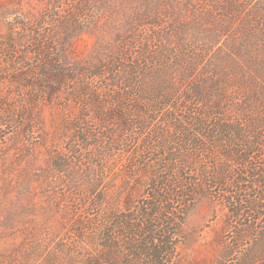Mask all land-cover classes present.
<instances>
[{
    "label": "rangeland",
    "instance_id": "rangeland-1",
    "mask_svg": "<svg viewBox=\"0 0 264 264\" xmlns=\"http://www.w3.org/2000/svg\"><path fill=\"white\" fill-rule=\"evenodd\" d=\"M231 2L248 7L246 0H0V264H89L104 252L102 229L119 212L113 198L120 165H115L117 152L98 155L108 141L107 132L117 126L96 118L99 108L108 109L105 98L114 89L109 87V75H93L94 63L108 61L134 31L148 33L152 27L171 33L176 20L187 25L190 51L195 55V47L196 54L204 52L188 80L202 79L209 71L202 99L181 104L180 114L204 110L207 117L214 116L218 111H210L206 99L216 77L238 79L240 66L245 65L231 52L241 35H227L247 13L240 12L231 25L222 10ZM253 3L264 9V0H250L249 6ZM224 25L230 30L222 36L225 46L219 51L212 43L213 33L217 36ZM171 37L181 40L175 34ZM39 50L45 57L79 66L51 100L40 96L30 72L43 59ZM213 66L221 71L213 73ZM185 87L174 96L181 97ZM223 90L228 96L224 107L237 109L246 89L225 83ZM214 120L210 117L211 123ZM132 132L141 141L144 131ZM126 134L123 131L120 139ZM58 161L61 169L54 165ZM237 171L231 166L222 188H195L198 194L175 240L173 264L216 263L235 226L226 200L240 199ZM145 193L142 184L137 194Z\"/></svg>",
    "mask_w": 264,
    "mask_h": 264
},
{
    "label": "trees",
    "instance_id": "trees-1",
    "mask_svg": "<svg viewBox=\"0 0 264 264\" xmlns=\"http://www.w3.org/2000/svg\"><path fill=\"white\" fill-rule=\"evenodd\" d=\"M249 2L246 0L247 8L239 2L222 8L224 19L231 25L240 12L247 13L227 35H241L238 42L233 41L231 52L245 65L240 66L238 79L220 74L213 82L214 88L206 99L210 111H218L210 116L215 118L213 123L204 110L190 116H185L184 111L180 114L184 108L181 104L202 99L201 87L209 75L205 71L202 79L188 80L204 52L196 54L195 47V55L190 51L187 25L174 20L171 33L152 27L148 33L134 31L109 55L108 61L94 63L93 75H109V87L114 89L105 98L108 109L103 112L99 108L96 118L117 126L115 131L107 132L108 141L98 155L117 152L115 165L120 167L115 175L120 183L113 198L119 212L102 229L104 252L95 255L89 264H173L175 240L181 236L184 216L198 194L195 188H222L234 165L239 170L240 199L227 198L226 203L231 207L235 226L215 264H264V9L261 4L249 6ZM221 28L217 36L213 33L212 42L219 51L225 46L221 38L230 25ZM173 34L181 40L174 42ZM49 45L50 42L47 48ZM42 53L39 50L43 59L30 72L40 96L51 100L79 66ZM213 68V73L221 71L220 67ZM225 83H237L246 89L237 109L224 107L228 98L223 90ZM183 85L186 87L181 97L176 98L174 94ZM135 128L144 131L141 141L132 132ZM123 131L128 135L126 139H120ZM84 137L90 141L89 135ZM54 165L57 169L63 167L59 161ZM142 184L146 193L140 197L137 193Z\"/></svg>",
    "mask_w": 264,
    "mask_h": 264
}]
</instances>
